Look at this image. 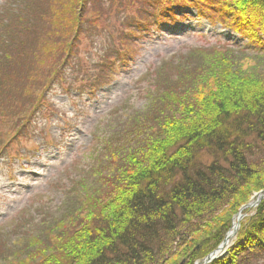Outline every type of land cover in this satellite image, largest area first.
Instances as JSON below:
<instances>
[{"label": "trees", "instance_id": "trees-1", "mask_svg": "<svg viewBox=\"0 0 264 264\" xmlns=\"http://www.w3.org/2000/svg\"><path fill=\"white\" fill-rule=\"evenodd\" d=\"M101 1L51 0L43 20L56 29L46 31L45 39L28 32V41L23 34L24 40L19 39L18 32L3 39L0 51L8 74L0 61V85L6 79L13 82L20 97L15 100L9 92L2 98L8 91L0 89V128L14 112L32 106L33 112L44 102L50 82L61 78V66L93 21L94 4ZM148 1L155 10L192 6L264 52V0ZM156 15L161 18V10ZM46 50L52 54L48 68L43 67ZM226 52L214 48L206 55L203 76L214 72L217 85H196L192 76L183 91L166 90L168 111L154 119L141 142L114 147L117 167L105 177V191L89 194L37 264H177L181 258L193 264L220 243L228 218L221 220L217 209L244 203L250 189L264 187V75L223 83L215 66H230ZM19 53L22 61L16 58ZM21 103L26 108L19 110ZM240 229L228 255L208 264H250L264 258V197ZM201 239L202 247L196 249Z\"/></svg>", "mask_w": 264, "mask_h": 264}, {"label": "rangeland", "instance_id": "rangeland-1", "mask_svg": "<svg viewBox=\"0 0 264 264\" xmlns=\"http://www.w3.org/2000/svg\"><path fill=\"white\" fill-rule=\"evenodd\" d=\"M50 2L0 0V47L3 39L17 32L21 33L19 39L27 38L25 32L45 39L46 31L56 29L43 20ZM153 7L148 0L95 3L93 21L61 66V80L56 76L50 82L44 102L33 112L32 106L28 112L16 111V118L5 116L11 121L0 128V264L39 262L89 194L105 191V177L117 167V159L111 156L114 147L119 149L126 141L125 145L141 142L154 119L168 111L166 90L183 91L192 76L196 77L194 84H206L210 89L219 83L212 77L214 72L203 76L209 64L206 55L215 47L227 51L230 66H215V72L225 78L223 83L264 75V52L244 35L238 36L190 8ZM160 10L161 18L156 15ZM3 54L2 71L8 74ZM45 55L47 66L43 67L48 68L51 50ZM16 58L22 61L20 53ZM2 82L0 89L8 92L1 97L10 92L19 99L13 82ZM22 107L26 108L21 103L19 110ZM179 110L181 113L182 107ZM188 115L184 116L187 121ZM259 191L252 188L244 203L229 202L217 209L221 220L228 218L225 234L237 214L243 215L226 256L263 199L244 207L256 202ZM201 247L202 239L195 248ZM178 261L186 264L184 258ZM250 264H264V258Z\"/></svg>", "mask_w": 264, "mask_h": 264}, {"label": "water", "instance_id": "water-1", "mask_svg": "<svg viewBox=\"0 0 264 264\" xmlns=\"http://www.w3.org/2000/svg\"><path fill=\"white\" fill-rule=\"evenodd\" d=\"M264 195V190L262 192H259L257 197L258 199L256 200V202L254 203H248L247 205H245L244 207L247 208L249 206H254L256 205V203H258V200L263 197ZM242 214L238 213L236 216V221L233 223L231 229L225 234L224 239L222 240V242L213 250L211 251L205 258H203L201 261L195 263V264H207L209 262H211L212 260H214L215 258L221 256L224 254V250L225 248L228 247L231 239L236 235L237 230L239 228V220L242 218Z\"/></svg>", "mask_w": 264, "mask_h": 264}]
</instances>
